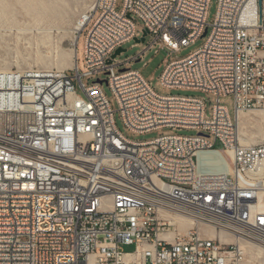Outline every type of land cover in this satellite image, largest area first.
I'll list each match as a JSON object with an SVG mask.
<instances>
[{
	"label": "built area",
	"instance_id": "obj_1",
	"mask_svg": "<svg viewBox=\"0 0 264 264\" xmlns=\"http://www.w3.org/2000/svg\"><path fill=\"white\" fill-rule=\"evenodd\" d=\"M208 3L124 0L116 11L115 0H96L76 37L77 45L87 27L84 72L75 45L69 69L0 73V264H264L251 261L247 246L264 249L256 175L264 143H240L236 122L240 112L264 109V0H217L211 24ZM137 25L153 35L147 47L169 56L208 32L194 52L165 59L160 83L215 95L209 118L202 99L161 95L138 71H115L110 57ZM101 72L129 130L207 135L126 138L100 79L82 82ZM229 94L233 118L219 101ZM203 151L226 162L200 169ZM142 152L154 162H142ZM157 157H171L168 171Z\"/></svg>",
	"mask_w": 264,
	"mask_h": 264
},
{
	"label": "rangeland",
	"instance_id": "obj_2",
	"mask_svg": "<svg viewBox=\"0 0 264 264\" xmlns=\"http://www.w3.org/2000/svg\"><path fill=\"white\" fill-rule=\"evenodd\" d=\"M2 1L5 2L3 7L6 18L4 19L5 24H2L4 30H0V71H8L10 69L26 70L28 68L66 70L72 67L70 43L75 36L74 23L82 13L89 11L90 5L95 0H29L28 2L34 7H31L27 0ZM123 3L124 0H115L116 11L122 9ZM216 9L217 0H209L206 16L208 24H211L214 20ZM34 18L36 19L34 20ZM12 19H15L19 26L26 25L31 28L25 33V35L29 33L35 37L30 44H26L23 40L17 42L13 34V31H15L14 26L8 25ZM10 29H12L11 32H9ZM38 29L44 32L41 38L38 37L41 32ZM86 29L87 27L80 34L76 45L77 67L80 72L86 70L83 53ZM142 34V29L137 25L135 36L140 38ZM206 37L207 34L187 46L180 47L171 56L168 55L167 50L160 49L157 44L147 47L153 39V35L150 33L146 34L143 42H136L132 38L122 45L125 51L114 58V62L119 63L115 67V71L118 72L119 69L138 71L152 89L161 95L198 97L202 99L205 116L209 118L212 114V106L216 103L215 95L200 90L167 88L160 83V74L166 65L165 59L173 60L189 55L203 45ZM34 48H39L43 54L39 61L33 55ZM138 54H140L138 60L131 59ZM17 58L21 60L20 64L16 63ZM97 78L102 80L100 86L112 110L114 124L126 138L134 141H145L167 134L196 136L201 132L198 129L180 127H162L144 133L129 130L121 117L117 98L110 85L106 82L107 74L101 72L96 76H84L82 82L85 85H89ZM75 86L77 92L82 93L78 83ZM219 101L227 107L230 116L233 118L232 95L220 96ZM242 113L253 117V120L246 124L245 136L255 139L256 142H253L255 144L264 143V140H261L262 133L258 124L264 109ZM202 133L207 135L206 132ZM208 139L213 141L212 136H208ZM214 146L221 148L222 145L219 141H215ZM261 181H264V178ZM122 248L124 251L129 252L134 249V244L122 245Z\"/></svg>",
	"mask_w": 264,
	"mask_h": 264
},
{
	"label": "bare ground",
	"instance_id": "obj_3",
	"mask_svg": "<svg viewBox=\"0 0 264 264\" xmlns=\"http://www.w3.org/2000/svg\"><path fill=\"white\" fill-rule=\"evenodd\" d=\"M29 0H27L28 2ZM96 1V0H95ZM29 3V2H28ZM95 3V2H94ZM94 3L90 5L89 11L93 8ZM31 7H34L31 3H29ZM5 2L0 0V30H4V27H2V24H5L4 19L6 18L5 11H4V6ZM88 11V12H89ZM87 12V13H88ZM87 13H82L78 19L74 23L73 29L75 30V36L72 38L71 43H70V49H71V60H72V66L74 64V58H75V45H76V37H77V32L81 28V26L84 23V20L86 18ZM36 18H34L35 20ZM17 23V24H16ZM14 26L13 34L16 37L17 42L19 40H23L26 44H30L31 40H33L34 35L32 34H27L25 33L29 30H31L30 27H27L26 25L24 26H19L18 22L15 21V19H12L10 21V24ZM40 30V29H38ZM12 29L9 30L11 32ZM40 34L38 35L39 38H41L42 35H44V32L40 30ZM33 55L35 58L39 61L42 57V52L39 48H34L33 50ZM21 60H16L17 64H20ZM3 71H0V73ZM253 120L252 116L249 115H244L242 112L238 113L236 115V122H237V129H238V140L240 143L244 145H254L256 142L255 139L248 138L245 136V129H246V124L248 122H251ZM259 127H260V132L262 133V139L264 140V113L262 114V117L258 121ZM200 156H203V158L199 159V168L200 169H208L211 168L212 166H215L217 164L225 163L226 158L225 154L219 151H203L198 153ZM229 158L231 157V153H228ZM142 162L144 163H151L154 162V153L151 152H142ZM168 165H171V157H157V166L160 171H168ZM259 168L256 171L257 177L262 180L264 178V162H261L259 164ZM259 206H261L262 209H264V181H261V187L259 190ZM248 249H250L251 255H252V260L251 261H264V249L247 244Z\"/></svg>",
	"mask_w": 264,
	"mask_h": 264
},
{
	"label": "water",
	"instance_id": "obj_4",
	"mask_svg": "<svg viewBox=\"0 0 264 264\" xmlns=\"http://www.w3.org/2000/svg\"><path fill=\"white\" fill-rule=\"evenodd\" d=\"M259 5H261V0H259ZM206 33H207V31L204 30L201 36H205ZM146 34H147V32H146V31H143V34H142V36H141L140 38L134 37L135 41H136V42H143V41L145 40V36H146ZM123 51H125L124 48H122V47H118V48L114 51V53L111 55L110 60L113 59V58H115L116 55L120 54V53L123 52ZM123 70H124V69H120V71H123ZM99 82H102V80H99ZM199 135H204V134H203V133H199Z\"/></svg>",
	"mask_w": 264,
	"mask_h": 264
},
{
	"label": "crops",
	"instance_id": "obj_5",
	"mask_svg": "<svg viewBox=\"0 0 264 264\" xmlns=\"http://www.w3.org/2000/svg\"><path fill=\"white\" fill-rule=\"evenodd\" d=\"M262 9L264 10V5L262 6Z\"/></svg>",
	"mask_w": 264,
	"mask_h": 264
}]
</instances>
